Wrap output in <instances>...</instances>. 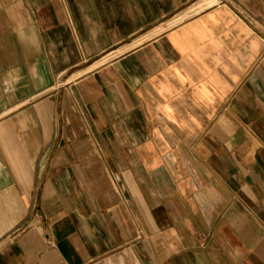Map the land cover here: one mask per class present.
I'll return each mask as SVG.
<instances>
[{
    "label": "crops",
    "instance_id": "0c3cea01",
    "mask_svg": "<svg viewBox=\"0 0 264 264\" xmlns=\"http://www.w3.org/2000/svg\"><path fill=\"white\" fill-rule=\"evenodd\" d=\"M0 264H264V0H0Z\"/></svg>",
    "mask_w": 264,
    "mask_h": 264
}]
</instances>
